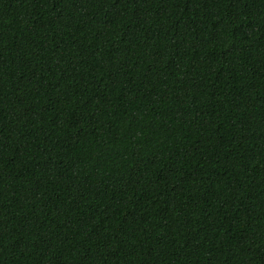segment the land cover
I'll return each mask as SVG.
<instances>
[{"label":"trees","instance_id":"1","mask_svg":"<svg viewBox=\"0 0 264 264\" xmlns=\"http://www.w3.org/2000/svg\"><path fill=\"white\" fill-rule=\"evenodd\" d=\"M0 264H264V0H0Z\"/></svg>","mask_w":264,"mask_h":264}]
</instances>
